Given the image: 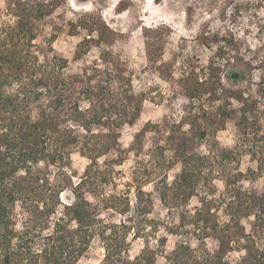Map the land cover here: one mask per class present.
<instances>
[{
  "label": "rangeland",
  "instance_id": "obj_1",
  "mask_svg": "<svg viewBox=\"0 0 264 264\" xmlns=\"http://www.w3.org/2000/svg\"><path fill=\"white\" fill-rule=\"evenodd\" d=\"M6 3L0 0V13L10 20L3 10ZM56 3L52 14L38 23L33 52L40 58V50L49 58L55 54L67 61V76L86 73L106 86L93 97L96 109L98 99L104 106L105 126L86 132L68 108L58 118L59 132L49 145L60 158L41 166L52 184L64 186L61 199L71 198L70 180L76 184L86 178L90 202L100 205L98 218L118 228L126 225L131 258L145 245L155 250L164 236V251L185 243L200 257L217 253L221 264H264V223L248 215L244 205L247 197L257 196L256 210L264 218V173L256 175L257 162L244 151L237 155L239 161L222 160L220 155L221 148L255 144L252 132L244 137L228 119L203 140L198 133L206 124L198 112L214 114L221 101H207L212 88L219 94L243 92L255 100L253 117L264 133V0ZM211 62L225 64L216 76L207 69ZM186 77L206 95L185 97ZM195 77L202 86H196ZM79 105L85 110L88 102L81 98ZM231 105L237 107L235 102ZM182 136L192 150L209 154L211 164L187 204L173 208L160 201V192L172 194L180 170L174 149ZM236 168L242 175L234 184ZM101 198H112L116 207L103 206ZM137 201L147 208L146 215L135 213ZM202 206L210 208L211 221L194 228L191 216ZM182 210L186 212L181 220ZM13 212L21 222V208ZM102 258L103 245L96 237L78 264H98Z\"/></svg>",
  "mask_w": 264,
  "mask_h": 264
},
{
  "label": "trees",
  "instance_id": "obj_2",
  "mask_svg": "<svg viewBox=\"0 0 264 264\" xmlns=\"http://www.w3.org/2000/svg\"><path fill=\"white\" fill-rule=\"evenodd\" d=\"M56 6V0H7L3 10L10 13L12 19L6 20L3 12L0 13V264H78L96 237L103 245V258L98 264H221L222 258L217 253L200 257L185 243L172 251H164L167 242L164 236L158 238L155 250L145 245L131 258L126 225L118 228L98 218L100 205L90 202L92 194L86 178L81 177L76 184L69 181L71 198L67 202L61 199L64 186L49 181L43 167L60 158L56 147L52 148L49 142L53 143L59 132L58 118L63 110L68 108L86 132H90L92 126L106 124L101 100L97 101V109L93 104L94 94L101 93L106 86L102 82L94 83L95 76L86 73L67 76L65 59L56 58L55 54L49 58L41 50L40 58L32 50L38 23L52 14ZM52 38L46 39L48 45ZM224 65L211 62L207 69L216 76ZM195 79L196 86L203 85L204 82ZM182 82L183 93L188 99L206 95L205 90L197 92L198 88L189 84L191 78L186 77ZM244 95L243 92L224 91L219 94L212 88L207 101H221L214 114L206 112L209 110L198 112L206 121L198 133L203 140L210 130L220 129L226 120L233 119L244 137L252 132L255 144L246 148L244 143L221 148L222 160L239 161L237 155L244 151L257 162L255 172L261 175L264 173V133L253 117L256 101ZM81 98L88 102L85 110L79 105ZM232 102L237 104L236 108ZM136 112L138 115L139 109ZM135 117L128 123L133 124ZM179 141L174 155L180 170L171 188L172 194L169 197L160 192V201L173 208L187 204L203 171L211 164L209 154L192 150L186 136ZM234 175L235 184L242 175L239 168ZM258 200L255 195L247 197L245 211L264 223L256 210ZM111 201L112 198L100 199L103 206L110 203L112 208L116 207ZM16 207L21 208L24 217L21 222L19 216H14ZM185 212L182 210L179 215L181 220ZM135 213L146 215L147 208L141 201L136 202ZM211 214L210 208L199 207L193 212L190 224L194 228L204 227L211 221ZM175 232L177 230L171 233Z\"/></svg>",
  "mask_w": 264,
  "mask_h": 264
},
{
  "label": "bare ground",
  "instance_id": "obj_3",
  "mask_svg": "<svg viewBox=\"0 0 264 264\" xmlns=\"http://www.w3.org/2000/svg\"><path fill=\"white\" fill-rule=\"evenodd\" d=\"M90 1V0H89Z\"/></svg>",
  "mask_w": 264,
  "mask_h": 264
}]
</instances>
